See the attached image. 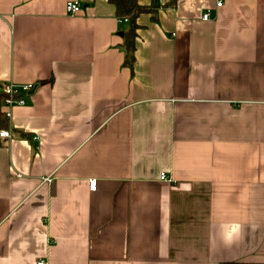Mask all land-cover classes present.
<instances>
[{"label": "crops", "instance_id": "0c3cea01", "mask_svg": "<svg viewBox=\"0 0 264 264\" xmlns=\"http://www.w3.org/2000/svg\"><path fill=\"white\" fill-rule=\"evenodd\" d=\"M137 2L129 68L106 0H0V85L35 86L0 264H264V0Z\"/></svg>", "mask_w": 264, "mask_h": 264}, {"label": "trees", "instance_id": "16d2710c", "mask_svg": "<svg viewBox=\"0 0 264 264\" xmlns=\"http://www.w3.org/2000/svg\"><path fill=\"white\" fill-rule=\"evenodd\" d=\"M115 8L116 15L119 19L126 18L128 20V28L123 33V48L125 52L124 64L132 68L135 61V38L138 24L137 17L141 13L150 12L153 6L139 5L137 0H106ZM5 94L1 90L0 85V128L8 129V119L1 110Z\"/></svg>", "mask_w": 264, "mask_h": 264}, {"label": "built area", "instance_id": "2783aa9c", "mask_svg": "<svg viewBox=\"0 0 264 264\" xmlns=\"http://www.w3.org/2000/svg\"><path fill=\"white\" fill-rule=\"evenodd\" d=\"M216 6H221V2L218 1L216 3ZM80 9L79 5L77 3H69L67 5V11L70 14H75ZM202 20H208L209 14L205 12L202 17ZM124 22H127L128 20L126 18L121 19ZM33 85L31 84H24V85H16L13 83H3L1 84V90L5 94V98L3 100L2 104V112L4 113L5 117L8 119L10 117V108H12L14 105H23L24 99L23 95L28 94L32 89ZM10 138V131L7 129H1L0 128V142L2 139H9ZM160 179L161 180H168V177L166 173H160ZM47 181V180H46ZM89 186L91 190L96 189V183L95 181H90ZM37 264H43V261L38 262Z\"/></svg>", "mask_w": 264, "mask_h": 264}, {"label": "water", "instance_id": "95a60500", "mask_svg": "<svg viewBox=\"0 0 264 264\" xmlns=\"http://www.w3.org/2000/svg\"><path fill=\"white\" fill-rule=\"evenodd\" d=\"M34 88H35V86L33 87V89H32V91H31V92H33V91H34Z\"/></svg>", "mask_w": 264, "mask_h": 264}]
</instances>
